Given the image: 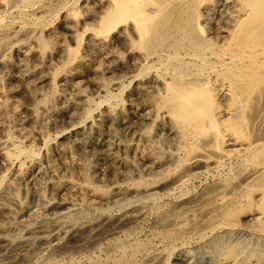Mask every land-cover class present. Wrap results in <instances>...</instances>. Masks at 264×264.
<instances>
[{
	"label": "rangeland",
	"instance_id": "1",
	"mask_svg": "<svg viewBox=\"0 0 264 264\" xmlns=\"http://www.w3.org/2000/svg\"><path fill=\"white\" fill-rule=\"evenodd\" d=\"M110 1L34 0L31 2L34 10L27 11L28 14L21 10L28 5L26 1L16 0L10 6L11 1L0 0V17L5 23L1 22L0 28L12 31L0 39V177L4 180L2 185L10 186L9 194L17 200L11 204L3 201L5 210L0 213V235L7 234L16 240L27 236L26 230L36 224L63 223L66 217L59 214L60 209L52 203L61 197L72 200L85 215L79 217L76 224L92 219L91 228L84 235L97 232L98 227L92 228L98 222L96 217L115 219L117 215L126 219L124 225L114 224L117 227L113 233L107 231L96 242L86 243L84 249L51 252V248L41 244L39 248L19 252L20 255L0 256V262L20 264L17 258L24 255L33 257L24 264H116V259L129 258L130 249L137 247L140 252L128 260L129 264H148L146 260H151L149 264H177L186 256L195 257L189 264H231L228 253L215 262L210 260L208 245L201 247L194 242L196 233L179 236L168 230L174 227H163L166 220L162 212L171 209L184 193L200 192L199 189H204V184L208 186L216 176L206 175L205 169L200 168L201 171L195 170L197 177L185 186L187 191L184 187L185 190L168 193L170 188H163L182 168L174 157L177 142L163 107L165 90L158 76V61L155 57H146L134 25L135 18L129 17L111 30H100L103 24L99 17ZM222 3L223 0H194L195 12L208 9L215 17L223 9ZM16 146L24 153L14 156L12 150ZM213 173L218 175L217 171ZM71 184L77 186L76 193L69 188ZM141 188L155 192L158 201L139 211L127 212L129 210L122 205L145 195L138 192ZM243 207L246 211L243 210L240 222L255 224L258 203L251 201V205ZM75 210V206H69L66 214L71 215ZM58 228L45 238L57 235L55 238L62 245L65 241L68 242L65 244L73 242L70 233L73 225L63 223ZM247 234L250 233L233 234L230 242L237 241L245 248L238 257L242 264L250 262L254 248L264 246V238ZM41 248L45 251L41 252Z\"/></svg>",
	"mask_w": 264,
	"mask_h": 264
},
{
	"label": "bare ground",
	"instance_id": "2",
	"mask_svg": "<svg viewBox=\"0 0 264 264\" xmlns=\"http://www.w3.org/2000/svg\"><path fill=\"white\" fill-rule=\"evenodd\" d=\"M9 1H11L10 6L16 2V0ZM24 1L28 5L25 6L26 3H24L25 8L22 9L21 7V10H26V13L34 10L31 5L34 0ZM104 6L102 5V7ZM221 6L223 9L213 17L208 9L196 13L194 0H111L106 4L105 10L102 11V15L99 17L100 22L103 24L99 28L101 31H108L117 25L119 26L127 18L130 19L129 17L135 18L134 25L139 32L141 46L146 52V57H155L158 61V76L161 77L165 90L163 107L169 116L171 131L177 142L174 148V157L177 159L178 167L182 168L176 176H172L173 178H170L163 185V188H170L168 193L176 190L181 191L193 181L194 177H197L195 176V170L200 168L205 169L206 175L211 176L213 174V176H216L208 186L204 184V189H199L200 192L184 193L174 206L170 205L171 209L169 208L164 214L162 212L161 216L166 220L163 221V227H174L168 230L180 234L179 236L184 233H196V241L194 242L199 243L201 247L202 244L208 245L209 251L207 253H209L210 260L212 259L213 262L228 253L231 264H242V260L238 257L241 252L245 251V248L241 247L242 245L237 241L230 243L233 241L232 235L247 232L261 239L264 238V0H223ZM18 8L20 7L18 6ZM22 13L24 14V12ZM16 15L19 17L18 14ZM35 17L37 18V16ZM33 19L35 20L34 16ZM2 21L3 17H0V23ZM10 24L13 25L12 22ZM209 24L211 27H206ZM20 30L22 31V28ZM30 30H28L29 33ZM9 31L12 32L7 27L6 29L0 28V39L10 34ZM23 36L25 37V35ZM40 42L42 43V41ZM12 151L14 156L24 153V150L19 146H16ZM171 159L173 160V158ZM172 164L174 165V163ZM215 171L218 172V175L213 173ZM175 172H177V169ZM205 174L203 175L205 176ZM2 182L4 183V180L1 176L0 213L4 212L5 205L3 201H9L10 204L17 201L14 196L9 194L10 186L7 184L2 185ZM70 187L74 192L77 190V186L74 184L69 185ZM138 190V192L145 193V195L136 197L133 202L122 205L124 209L129 210H126L127 212L139 211V209L149 207L150 203L158 201L155 192H146L143 188ZM172 198H174L173 193ZM251 201L259 205L258 221L253 225H243L241 223L243 221L240 222L241 217L244 215L243 210L246 211L243 206L251 205ZM52 203L60 209L59 214L66 217L63 223L73 225V229L71 232L69 231L74 238L73 242L67 244L68 242L65 241L67 243L64 242L62 245L55 238L57 235L52 236L50 239L45 238V235L62 225V222H54L49 225L36 224L26 230L27 236L16 240L7 234L0 235L1 257L20 255L19 252L26 251L30 247L36 246L39 248L41 244H45V247L51 248L50 251L53 250V252L60 249L79 250L82 247L84 249L86 243H94L107 231L112 232L117 227L114 224L120 225L122 223L124 225L126 223V219L123 220L122 216L117 217L116 215L115 219L96 217L98 222L93 224L95 227L92 228L98 227L97 232L93 235L90 233V235H84L89 230L92 219L83 220L76 224L77 219L79 217L84 218L85 215L76 208L72 200L68 201L67 198L61 197ZM138 203H145V205L140 204L138 206ZM68 205L75 206L76 209L71 215L66 214V210L69 209ZM175 210L177 213H174ZM2 215L4 216V214ZM64 228H62V231H64ZM1 231L4 233L3 229ZM157 232L159 233V231ZM193 245L195 244L193 243ZM254 249L251 253L252 259L250 258L248 264H264V246L259 245ZM43 250L44 248L41 252ZM130 250L132 252L130 257L128 255L129 258L121 256L114 263L129 264L128 260L133 258L139 251L137 247H132ZM30 252L32 253V251ZM66 252L70 253V251ZM123 253L125 254V252ZM246 256L243 257V261ZM194 258V256H186L177 264H189ZM17 260V263L24 264L32 261L33 257L21 255L20 258L18 256ZM146 261L149 264L151 260ZM0 264L8 263L0 262Z\"/></svg>",
	"mask_w": 264,
	"mask_h": 264
}]
</instances>
